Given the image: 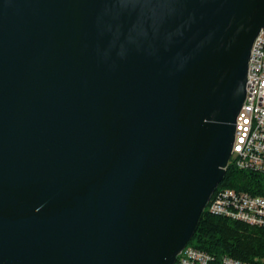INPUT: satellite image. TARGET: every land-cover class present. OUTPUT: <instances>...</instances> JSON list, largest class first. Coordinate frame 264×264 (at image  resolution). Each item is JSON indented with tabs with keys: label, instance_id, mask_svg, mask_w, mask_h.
<instances>
[{
	"label": "water",
	"instance_id": "1",
	"mask_svg": "<svg viewBox=\"0 0 264 264\" xmlns=\"http://www.w3.org/2000/svg\"><path fill=\"white\" fill-rule=\"evenodd\" d=\"M263 28L264 0H0V264H175Z\"/></svg>",
	"mask_w": 264,
	"mask_h": 264
},
{
	"label": "built area",
	"instance_id": "2",
	"mask_svg": "<svg viewBox=\"0 0 264 264\" xmlns=\"http://www.w3.org/2000/svg\"><path fill=\"white\" fill-rule=\"evenodd\" d=\"M239 170L264 178V28L256 37L249 60L247 95L237 120L230 159ZM207 209L216 217L264 229V195L229 187L219 188ZM175 264H256L230 256H216L188 245Z\"/></svg>",
	"mask_w": 264,
	"mask_h": 264
},
{
	"label": "trees",
	"instance_id": "3",
	"mask_svg": "<svg viewBox=\"0 0 264 264\" xmlns=\"http://www.w3.org/2000/svg\"><path fill=\"white\" fill-rule=\"evenodd\" d=\"M264 195V178L230 164L219 188ZM216 256L264 264V229L216 217L206 208L189 244Z\"/></svg>",
	"mask_w": 264,
	"mask_h": 264
}]
</instances>
